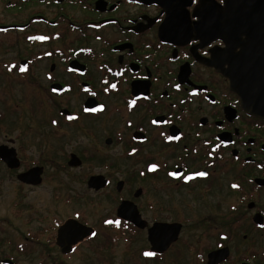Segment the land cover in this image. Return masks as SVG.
Instances as JSON below:
<instances>
[{
    "label": "flooded vegetation",
    "instance_id": "obj_1",
    "mask_svg": "<svg viewBox=\"0 0 264 264\" xmlns=\"http://www.w3.org/2000/svg\"><path fill=\"white\" fill-rule=\"evenodd\" d=\"M4 2L5 47L22 43L26 55L37 47L35 63L49 61L43 68L49 92L78 95L54 102L59 121L53 124L70 126L95 146L120 149L116 160L95 151L88 157L101 166L88 172L86 186L94 176L106 180L88 190L113 189L116 201L100 225L72 216L19 241L10 219L0 215V264H74L75 255L85 263L90 252L112 247V228L129 245L144 235L139 251L149 264H208L212 251L214 264H264V248L253 247L255 233L264 236V117L247 111L229 85L242 76L246 95L264 93V0ZM29 56L12 61L21 73L15 78L44 90ZM65 76L73 84L60 79ZM54 84L61 90H52ZM71 154L81 163L67 165L80 167L82 159ZM0 161L11 172L21 166L20 159L17 168ZM219 191L229 200L224 206ZM122 201L135 205L143 228L118 216ZM68 219L93 232L63 252L56 237ZM169 225L178 233L167 245ZM99 229L106 237L92 243Z\"/></svg>",
    "mask_w": 264,
    "mask_h": 264
},
{
    "label": "rangeland",
    "instance_id": "obj_2",
    "mask_svg": "<svg viewBox=\"0 0 264 264\" xmlns=\"http://www.w3.org/2000/svg\"><path fill=\"white\" fill-rule=\"evenodd\" d=\"M4 4V0H0V20L6 16ZM10 38L14 40L16 35L12 34ZM8 40L7 34L0 32V145L14 147L21 166L11 172L0 161V215L10 219L12 233L19 241H22L26 235H40L36 233H42L43 228L54 226L72 216L84 215L91 224L100 225V221L110 215L116 201L112 194L113 189L98 194L88 190L86 175L101 166L97 162L90 161L88 157L95 151L114 159L116 157L114 154L120 148L115 145L106 149L99 145L95 146L90 137H85L81 132L67 125L57 128L53 124L55 120L59 121L54 102L63 104L68 97L74 100L72 98L78 95L75 94L73 97V94H65L55 97L49 92L48 82L43 74V68L48 69L49 61H43L44 67L42 63H35L37 47H30L31 51L28 54L32 55L29 56L32 63L30 70L34 72L32 75H37L42 81L44 90H41L34 80L19 82V79L15 78V75L20 73L19 66L13 67L12 61L28 55L22 43L16 47H5L6 43L10 42ZM10 68L13 69L11 74L8 72ZM60 79L72 83L68 76ZM71 152L82 159L80 167L73 168L67 165ZM36 165L44 168L39 185H25L16 179L18 171ZM219 193L221 191L215 196H218V202L224 206L229 200H222L220 195L223 198L226 196ZM142 197L141 202L147 204L148 192ZM15 209L18 211L14 214ZM146 210L145 207V214H148ZM108 232L114 239L112 247L103 250L101 254L90 252L85 263L149 264L142 257L144 252L139 251L146 246L144 235L139 236L136 243L131 242L129 245L120 236L117 228L108 229ZM43 233L45 238L46 234ZM18 234L22 239L17 236ZM259 234V232L255 233L257 240L253 244L257 250L264 248V236ZM104 237L106 236H103L99 229L92 243L102 241ZM136 247L137 249L134 250ZM37 249V245L34 244V252ZM34 257L35 253L27 255L28 260H35ZM71 261L74 264H85L77 255L73 256Z\"/></svg>",
    "mask_w": 264,
    "mask_h": 264
},
{
    "label": "water",
    "instance_id": "obj_3",
    "mask_svg": "<svg viewBox=\"0 0 264 264\" xmlns=\"http://www.w3.org/2000/svg\"><path fill=\"white\" fill-rule=\"evenodd\" d=\"M220 71L227 77H230V73L228 69H220ZM239 79H231L230 88L235 93L238 94L240 98V102L242 106L252 114H256L264 117V93L262 89L254 90V97L248 96L245 94V89H242V84L244 80L242 76H237ZM239 80V81H238ZM259 83V82H256ZM260 84V83H259ZM258 84V85H259ZM52 90L59 91V85L54 84L51 86ZM262 94V95H260ZM62 113L66 112L65 110H61ZM0 159L10 168H17L19 166V158L17 157L16 150L13 147H10L6 144L0 145ZM80 159L75 155L71 154L70 158L67 162L69 166H78L80 165ZM42 166H33L24 172H20L17 175V179L21 182L38 185L42 180ZM106 185V180L102 176H94L88 179L87 186L90 188H94L96 190L103 188ZM120 210H127L132 212L131 216H123L120 214ZM118 216L126 218L133 222L135 225L143 228L145 226V222L141 220L135 205L129 201H122L121 205L118 207ZM176 225H169L168 227H172V231L170 237L167 238V245L174 241L177 237L178 229L174 228ZM92 229L90 227L84 226L80 224L78 221L74 219H68L65 221L58 229L56 241L57 244L61 247L63 252H68L71 250V245L75 244L77 241L81 240L83 237L90 235L92 233ZM70 235L72 236L70 238ZM149 241L153 242L152 234L149 230L148 233ZM154 244V243H153ZM215 263V251H212L208 255V264Z\"/></svg>",
    "mask_w": 264,
    "mask_h": 264
}]
</instances>
